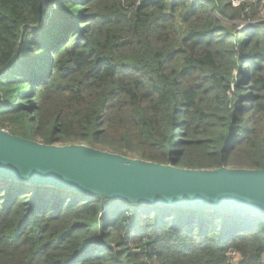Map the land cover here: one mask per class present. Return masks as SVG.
I'll list each match as a JSON object with an SVG mask.
<instances>
[{"label": "trees", "instance_id": "trees-1", "mask_svg": "<svg viewBox=\"0 0 264 264\" xmlns=\"http://www.w3.org/2000/svg\"><path fill=\"white\" fill-rule=\"evenodd\" d=\"M260 9L0 0V129L181 169L264 170ZM0 264H264V216L0 180Z\"/></svg>", "mask_w": 264, "mask_h": 264}, {"label": "water", "instance_id": "water-1", "mask_svg": "<svg viewBox=\"0 0 264 264\" xmlns=\"http://www.w3.org/2000/svg\"><path fill=\"white\" fill-rule=\"evenodd\" d=\"M0 180L147 207L264 216V170L181 169L85 145L47 146L4 129Z\"/></svg>", "mask_w": 264, "mask_h": 264}, {"label": "built area", "instance_id": "built-area-1", "mask_svg": "<svg viewBox=\"0 0 264 264\" xmlns=\"http://www.w3.org/2000/svg\"><path fill=\"white\" fill-rule=\"evenodd\" d=\"M232 3L234 6H239L242 3H245V4L261 3L260 13H261V16H264V0H232Z\"/></svg>", "mask_w": 264, "mask_h": 264}, {"label": "rangeland", "instance_id": "rangeland-1", "mask_svg": "<svg viewBox=\"0 0 264 264\" xmlns=\"http://www.w3.org/2000/svg\"><path fill=\"white\" fill-rule=\"evenodd\" d=\"M260 4H261V3H260ZM261 21H264V16L261 17ZM238 23H239V22H238ZM239 25H241V24L239 23ZM245 26H247V25H246V24H243V25H242V28H244Z\"/></svg>", "mask_w": 264, "mask_h": 264}]
</instances>
